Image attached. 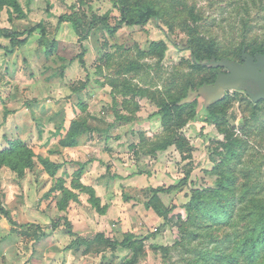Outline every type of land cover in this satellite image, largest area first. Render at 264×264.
<instances>
[{
	"label": "rangeland",
	"instance_id": "1",
	"mask_svg": "<svg viewBox=\"0 0 264 264\" xmlns=\"http://www.w3.org/2000/svg\"><path fill=\"white\" fill-rule=\"evenodd\" d=\"M10 1L0 28L40 23L46 42L35 30L11 48L0 33V206L29 224L12 230L0 213V264H264V242L253 261L236 244L264 215V99L238 78L237 88L217 81L231 67L209 62L263 71L249 51L264 43V0H126L131 13L151 1L159 15L83 38L60 16L113 23L118 0ZM188 45L215 57L198 66ZM171 100L192 105L162 116ZM170 184L157 198L164 220L151 188ZM63 219L109 241L76 245L50 227ZM38 227L46 234L34 238Z\"/></svg>",
	"mask_w": 264,
	"mask_h": 264
},
{
	"label": "trees",
	"instance_id": "2",
	"mask_svg": "<svg viewBox=\"0 0 264 264\" xmlns=\"http://www.w3.org/2000/svg\"><path fill=\"white\" fill-rule=\"evenodd\" d=\"M1 1V0H0ZM119 6H120V17L115 20L113 23H110L107 21L104 17H91V18H85L77 15L76 13H72L70 16H60V19L63 21H68L74 31V33L79 37L83 38L88 35V33L95 27L100 26L101 29L113 33L115 32L122 24L126 25H141L148 21V19L152 17H156L159 15L158 10L153 6L151 1H141L138 5V9L131 13L128 10V6L126 3V0H118ZM11 6H14V8H18L17 3L15 0H11L9 3ZM99 24V25H98ZM35 30H38L40 32L39 38L45 43L46 42V32L45 28L42 24L37 23L36 25L22 31H15L7 28H0V33L3 37L8 38L10 42L11 48L15 46H20L24 44L29 35L33 33ZM165 41V40H164ZM163 40L161 42L164 43ZM190 54L194 56V61L196 65H200V61L204 59H210L211 56L215 57L214 49L211 46L206 47L207 50L204 54L199 53L198 51H195L191 45H188ZM250 55L253 57L254 55H259L264 57V43H259L255 46H252L250 51ZM262 101L263 99H259ZM196 102H193L195 104ZM189 105L192 104H180L177 103L176 100L171 101H163L160 105L159 113L162 116H166L171 112H181L185 110ZM196 112V110H195ZM208 115L212 117V119H216L219 117L224 116V112L221 110L214 111L213 109L209 108ZM206 121V120H205ZM204 121V122H205ZM207 122V121H206ZM205 122V123H206ZM182 182H186V177L182 179ZM178 185L176 184H170L166 187L164 186H158L151 188L152 195L150 197V202L153 210L155 213L163 218L164 220L168 219V214L171 211L170 208H167L166 206L162 205L157 201L158 195L161 193H168L171 190L177 188ZM200 198V192L198 190H193L190 200L188 204H196L199 201ZM0 213L8 220V222L12 225V230H15L16 227L20 226H28L29 224H20L14 219V217L11 215L10 211L0 206ZM58 225H63L65 230L74 235V243L76 245H88L95 241H103L108 242V238L105 237V235L101 232H97L91 236H81L77 235L72 228V223L68 219H63L60 221L52 222L50 227L51 229H55L58 227ZM34 238H40L41 236L45 235V231H43L41 228L38 227V229H32ZM39 230V231H38ZM41 230V231H40ZM39 235H38V234ZM132 242V236L126 235L123 240L121 241L123 245ZM264 242V215L262 212L260 213V216H258L254 221L251 222L250 228L248 229L246 235L243 237H239L237 241V248L239 251H246V255L248 260L253 261L256 259V255L259 253L261 254L262 250L259 245H261ZM244 256V257H245Z\"/></svg>",
	"mask_w": 264,
	"mask_h": 264
},
{
	"label": "water",
	"instance_id": "3",
	"mask_svg": "<svg viewBox=\"0 0 264 264\" xmlns=\"http://www.w3.org/2000/svg\"><path fill=\"white\" fill-rule=\"evenodd\" d=\"M258 57H262L264 60L263 56L256 55V58ZM209 62L212 65L224 64L231 67L229 73L218 75L217 81L227 80L230 86L237 88L238 86L235 85L236 78H238L240 82H244L245 80H251L252 82L256 83L257 89L255 91L246 90V93L253 100L264 99V71L259 72L254 65L249 64L248 62H245L244 64H239L225 59H211Z\"/></svg>",
	"mask_w": 264,
	"mask_h": 264
},
{
	"label": "flooded vegetation",
	"instance_id": "4",
	"mask_svg": "<svg viewBox=\"0 0 264 264\" xmlns=\"http://www.w3.org/2000/svg\"><path fill=\"white\" fill-rule=\"evenodd\" d=\"M250 60L255 61V58L252 57ZM263 71H264V69H263ZM243 88H244V90L255 91L257 89V85H256V83L252 82L251 80H245L243 82Z\"/></svg>",
	"mask_w": 264,
	"mask_h": 264
}]
</instances>
